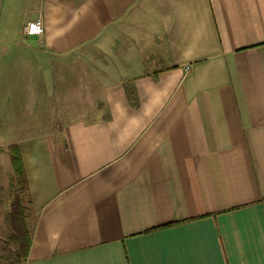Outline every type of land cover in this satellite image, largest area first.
Here are the masks:
<instances>
[{
    "label": "crops",
    "instance_id": "crops-1",
    "mask_svg": "<svg viewBox=\"0 0 264 264\" xmlns=\"http://www.w3.org/2000/svg\"><path fill=\"white\" fill-rule=\"evenodd\" d=\"M36 18L0 40L33 211L17 264H264V0H0V23ZM82 48L94 118L58 125V58Z\"/></svg>",
    "mask_w": 264,
    "mask_h": 264
},
{
    "label": "rangeland",
    "instance_id": "rangeland-1",
    "mask_svg": "<svg viewBox=\"0 0 264 264\" xmlns=\"http://www.w3.org/2000/svg\"><path fill=\"white\" fill-rule=\"evenodd\" d=\"M27 21L16 19L11 21L10 25L6 21L4 24L0 23L14 35L9 37L1 36L0 40H12V44L15 43L17 39L24 36V28ZM5 24L6 26H4ZM98 52L100 54V51ZM101 54L104 55L106 53L101 52ZM108 56H112L111 59H113L114 55L109 53ZM65 61H68V65ZM91 61V56L86 53L85 48L75 51L71 58H58L60 68L56 73L58 75L59 88V117L57 119L53 118V120L58 121V125H63L69 121H86V119L94 118L91 116V110L93 105L96 104L95 96L100 92L101 83H99V72L92 66ZM1 104L0 102V255L10 256L15 249V245L8 239L10 228L6 220V212L14 187L5 145L8 141L15 138L13 137L15 134H12V138H10L2 132L4 118ZM16 119L18 123L19 118ZM0 263L2 262L0 261Z\"/></svg>",
    "mask_w": 264,
    "mask_h": 264
},
{
    "label": "trees",
    "instance_id": "trees-1",
    "mask_svg": "<svg viewBox=\"0 0 264 264\" xmlns=\"http://www.w3.org/2000/svg\"><path fill=\"white\" fill-rule=\"evenodd\" d=\"M7 151L12 172V185L14 187L7 213L10 228L8 239L16 246L11 252L9 263L17 264L23 261L27 254L30 238L27 222L32 216L33 211L25 169L18 145L15 143L9 144Z\"/></svg>",
    "mask_w": 264,
    "mask_h": 264
},
{
    "label": "built area",
    "instance_id": "built-area-1",
    "mask_svg": "<svg viewBox=\"0 0 264 264\" xmlns=\"http://www.w3.org/2000/svg\"><path fill=\"white\" fill-rule=\"evenodd\" d=\"M24 31L27 35L40 36L43 33V23L40 18L27 22Z\"/></svg>",
    "mask_w": 264,
    "mask_h": 264
}]
</instances>
